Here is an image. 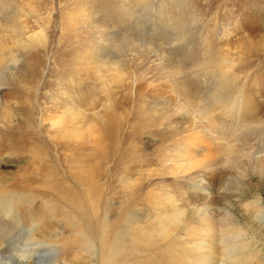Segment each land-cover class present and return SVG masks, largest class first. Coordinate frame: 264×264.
Returning <instances> with one entry per match:
<instances>
[{"label":"rangeland","instance_id":"rangeland-1","mask_svg":"<svg viewBox=\"0 0 264 264\" xmlns=\"http://www.w3.org/2000/svg\"><path fill=\"white\" fill-rule=\"evenodd\" d=\"M224 56L264 126V0H0V63H7L0 65V135L11 139L18 130L12 110L28 130L30 107L27 123L47 137L50 156L74 154L69 143L80 142L78 172L104 175L96 200L75 186L69 161L59 163L67 196L77 188L81 213L53 190L11 191L13 204L0 207V264H101L104 245L112 244L116 264H187L198 257L196 244L212 242L201 231L200 238L187 232L201 201L221 207L211 211L217 219L234 203L236 224L248 230L214 264H235L238 254L264 264V209L252 227L237 197L251 184L246 198L261 195L264 202V151L255 168L245 157L244 164L227 163L218 145H207V117L178 100L196 84L214 92L211 79L223 73ZM175 145L186 160L173 159ZM9 152L1 153V175L42 170ZM205 172L216 181L212 192L201 186ZM48 180L55 182L53 175Z\"/></svg>","mask_w":264,"mask_h":264},{"label":"bare ground","instance_id":"bare-ground-1","mask_svg":"<svg viewBox=\"0 0 264 264\" xmlns=\"http://www.w3.org/2000/svg\"><path fill=\"white\" fill-rule=\"evenodd\" d=\"M205 41L207 40L205 39ZM224 57H223L224 60L222 66L225 69H223V73H221V75L214 76V79H211L212 82L211 84H213L214 92L208 95V93L203 92L202 87L200 85L196 84V86L190 88V90L187 91L183 90L182 91L183 94L178 95L179 97L178 96L177 97L179 101L181 100L184 101L183 104L188 103V106L189 105L192 106L193 110H196V107H198L197 111H198V116L200 118H204L205 116L207 117L204 120L208 123L207 128L209 129L208 133L210 134V136H208L209 139L207 143L208 146L212 147L214 144L218 145L217 149L219 148L218 150H221L223 152V159L227 163L233 164L234 161H230V160H235V162L239 164L241 161L244 164L242 158L245 157L246 160L249 161V164L253 168H255L260 163L259 160L262 159V158L259 160L257 159L258 153L260 152L262 153V151H264V126L262 121H260L259 119L260 111L258 105H254V102L251 99L252 98L251 95L247 93V96H245L244 91L242 92L241 91L242 89L240 90L238 86V80H240V76L237 75L232 70V67H230L229 63L226 61L227 58ZM9 61L13 62L14 64L18 62V60L14 57H10ZM215 64L217 65L219 63H215ZM0 65L4 68L7 67V63L6 64L0 63ZM114 73L115 76H119V73L117 72V68L114 71ZM120 73L124 74V71H120ZM3 82H4L3 79L0 77V106L3 102L2 101L3 98L2 89L4 88ZM31 110L32 108L28 107V109H26V114L24 115L25 117L24 125H26L29 128L28 130H25L24 126H21L24 128L23 130H21L22 128L20 127V125L17 124L18 122L17 120L19 119V115L17 111H13V110L11 111L10 122L14 123L12 127H16L18 130L13 132L11 127L10 130L12 131L11 139L6 134L0 135V149L3 147L0 152V156L1 153H3L4 151H8V152L11 151L9 153L14 154L15 159L17 161H24L22 166L32 165L35 161H38L40 163L42 170H40L39 173L37 172L38 174L34 173L33 175L30 174L25 175L24 173H20L21 171L20 172L18 171L21 168L20 167L19 169H17L16 173L11 174L10 176L1 175L0 173V207L7 200H9L8 202L9 204H13L12 202H14L15 200L13 199L12 201V199H10L13 197L11 191L14 190L28 191L34 187L35 188L39 187V188H43L45 192L47 191L50 192V190H53L55 192L54 196L56 200L62 201L67 199L69 203L73 206V208L79 210V212L81 213L82 212L80 211L81 205H79L78 202H75V199L78 200L77 199L78 192L76 191L77 188H75L74 190L71 188L72 189L71 194L69 197L67 196V192H66L67 186L65 185L64 179L61 176V173L63 171H61L60 166L61 165L65 166L64 164H66V162L69 161L71 165V171L75 176V182H76L75 186L77 187L81 186L83 188H86L89 195L95 193L96 200L97 198L99 199L101 197V185H102L101 179L104 177V175L101 172H94L93 170L86 173V175H82V173L78 172L79 171L78 166H80L79 164L80 157L78 152L81 151V147H82L80 142L69 143L67 141L71 146H73V149L75 150L74 154L66 155L65 157L63 156L62 158L59 159L56 158L54 159V156L53 157L50 156L49 153L50 144L46 139L47 137L42 136L41 129L38 130L37 127L36 130L35 126L33 127L31 124L27 123V120L30 116L29 113ZM214 110H219V113L216 116L212 115V111ZM73 114L76 115L78 114V112L76 113L73 112ZM198 120L199 119H197L195 114L193 116L192 124L194 125V123H198ZM212 131H215L216 134H211ZM31 136H34L35 139L31 140L32 138ZM198 138L199 135H196L195 139L197 140ZM113 143H115V141ZM38 145L43 146V148H39ZM114 145L115 144L112 145V151L115 149ZM175 147L177 146L175 145ZM178 147L175 148L173 151L175 154L173 155L174 156L173 159L175 161L182 159L186 160L185 159L186 154H184V152H181L178 149ZM191 163L192 161L188 160L187 164L185 163V165L192 166L190 165ZM192 164L194 166V163ZM52 175L54 176L55 182L48 180ZM203 175H204L203 181L201 180L202 188H204L206 191L210 190L212 192L213 190H215L217 186V184L215 183L216 181L214 180L213 177V173L205 172ZM247 188H248L247 192L246 191L237 192V197L242 199L240 203L244 207L245 213L249 218L248 222L251 223L252 227H254L255 225L257 226V222H258V220L254 218V216L256 217L255 214L257 212L259 211L262 212V210L264 209V202H263V197L261 195H257V196L254 195L255 198L247 199L246 197L248 196V194L250 195L249 192L251 191L252 188L251 184L248 185ZM94 202L95 200L93 199L91 201L92 203L91 206L93 209L92 216L96 220L97 219L99 220L97 211L95 210L96 207L94 208L95 206ZM233 205L235 206L234 203H230L229 208L225 211V216H223V218L221 219H217L216 218L217 216L214 217V215L211 213L212 210L218 211L221 209V207L218 208L217 206H214L211 203L202 202V201L195 204L192 207V213L190 214L191 219L187 223L188 234L191 236H197L198 238L199 237L198 234L201 231L202 233H204L206 237H209L212 240V242L209 244L206 242H201L196 244L195 247L193 246L194 248L191 251H194L195 253L198 252L197 253L198 257L196 260L188 259L187 264H199L200 262H204V264H214L216 254L221 252H226L230 247L237 246L235 242L236 241L239 242L244 236L248 234L247 229H244L242 228L243 226L240 227L239 225L236 224L237 220L239 219V215L234 211L235 207ZM10 206L8 205V207ZM262 213H264V211ZM261 217L262 220H264V215ZM159 223H165V221L161 219ZM166 225L167 223L164 224V226ZM261 226H263L264 228V225L261 224ZM87 227L88 226L85 225L84 228H82L85 234L88 229ZM257 233L259 232L257 231V229L254 228V236L257 237L258 236ZM85 240L87 239L85 238ZM114 245L115 244H112V246L104 245L105 250H104V255H102L101 258L102 259L101 264H116L118 262V258L115 256L114 253V248H115ZM181 258L180 260L182 261ZM235 258H236L235 264H248L249 262V257L247 255L238 254V256H236Z\"/></svg>","mask_w":264,"mask_h":264}]
</instances>
